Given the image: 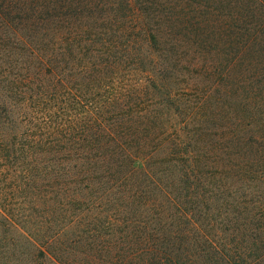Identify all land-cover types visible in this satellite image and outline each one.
I'll return each mask as SVG.
<instances>
[{"label":"rangeland","instance_id":"rangeland-1","mask_svg":"<svg viewBox=\"0 0 264 264\" xmlns=\"http://www.w3.org/2000/svg\"><path fill=\"white\" fill-rule=\"evenodd\" d=\"M52 1L56 8L48 11L37 10L38 0H0V54H10L6 61H17V69H25L32 55L29 51L34 50L42 60L31 67L46 73L52 70L66 83L67 93L62 91L47 105L36 91L29 93L33 100L14 95L8 101L20 106L18 112L39 133L38 139L50 137L44 136L46 127L62 114L61 120L70 118L93 134L99 131L95 125L101 119L103 128L111 131L119 127L114 125L122 114L132 115L133 127L146 128L149 137L138 145L132 129L133 140H118L143 164L129 183H103L113 194L108 198L101 191L96 194L103 213L94 211L87 217L92 222L97 219L96 233L92 227L72 223V214L66 207L61 209L54 192L43 186L38 176L41 167L34 168L36 172L29 177L35 181L31 191L18 178L17 169L0 167V209L16 228L0 227V235L6 237L0 243V264H74L75 248L77 264H116L113 243L117 233L101 229L108 221L114 225L107 217L115 219L118 199L131 194L127 191L132 183L144 197L176 188L175 193L182 196L239 201L247 211L232 213L256 216L257 207L264 205V0ZM9 3L10 11L1 8ZM232 14L253 30L239 31ZM12 31L24 40L22 45L13 42ZM239 36L243 38L238 43ZM57 77L52 76V82ZM37 88L35 83L33 89ZM63 103H67L65 112L61 111ZM88 105L99 107L102 116L83 109ZM119 120L122 131L129 124ZM175 143L179 147H173ZM186 154H193L190 166ZM121 164L113 160L116 167ZM126 166L124 171L129 172ZM145 171L160 180L141 176ZM182 210L199 221L208 213H228L219 206ZM29 216L39 223L37 230L25 223ZM262 228L264 214L255 217L236 243H215L216 251L207 248L212 243L206 247L196 243L193 250L178 247L168 262L160 264H264V242L255 243V233ZM29 230L36 243H25L19 236ZM218 238L231 240L227 232ZM73 243L99 247L77 248ZM106 243H111L109 257L102 252ZM40 252L44 256L38 257Z\"/></svg>","mask_w":264,"mask_h":264},{"label":"trees","instance_id":"trees-1","mask_svg":"<svg viewBox=\"0 0 264 264\" xmlns=\"http://www.w3.org/2000/svg\"><path fill=\"white\" fill-rule=\"evenodd\" d=\"M38 2H41V5H37V10H40L42 7L48 11L56 8V3H51L53 2L52 0H38ZM31 5L32 4H29L27 6L30 8ZM71 6L67 8L70 9ZM3 7H6L7 10L10 11L11 5L10 3L7 6L3 4L1 8ZM239 15L242 16L244 20L247 19L246 15L241 13ZM232 18L237 22L235 27L238 28L239 31H241L240 29L246 32L253 30L250 29V25L246 21L238 19L236 15L232 14ZM210 26L211 25L208 24L204 29L207 30ZM11 34L14 36L12 39L14 43L21 45L24 43V40L21 39L16 32L12 31ZM239 37L240 38L237 39L238 43L243 36ZM8 39H10V37ZM29 53L32 55L29 54L31 57L25 69H17L15 64L17 61L14 62V64L10 61L7 62L6 58L9 57L10 54L9 56L0 54V167L13 166L17 169L16 174L18 178L21 182L24 180L25 183L23 185L27 186V189L30 191L33 190L35 181H29V177L32 172H36L34 168L37 166L41 167L38 176L42 178L43 186L45 189L48 188L50 192H54L55 200L61 209L66 207L67 211L72 214V223L80 228L92 227V232L96 233L98 227H96L94 223L97 219H94L92 222L93 219L87 218L88 215H91L94 211L103 213L98 209L102 204L96 203L97 200H102L100 198L98 199L96 194L101 191L106 198L113 194L111 188L102 186L103 183L109 185L110 183L116 182L114 180H119V182L122 183H129V180L135 176L133 175L135 171H141L143 164V162L138 159L137 155H133L132 151L129 152L128 148H122V145L119 146L118 140H125L124 142L133 140L134 137L130 134L132 129L136 136L135 138L138 140V145L143 144V141H145L149 135L144 127L141 129H139V127L134 128L133 123H135V121L132 115L129 116L128 114H122L121 117L118 118V120L120 119L119 122L125 121L129 124L122 131H119L122 124H119L118 120L115 121L114 126L119 127H116V129L112 127L111 131H109L110 129L106 127L103 128V125L100 123L101 119L95 125L99 130L95 134L82 129L79 126L81 123H75L70 118L61 120L63 117L62 114L61 118L58 116V121L50 122L49 126L46 127L47 133H45L44 136L49 135L50 137L45 140L38 139L39 133L34 131L27 117L18 112L20 106L16 104L13 105L8 99L14 95H20L23 99L33 100L32 95L29 96V93L36 91L38 95L44 97V99L39 97L40 100H43L41 103L47 105L50 102L49 99L53 98L51 100H54L62 91L65 90L64 92L67 93V85L65 82L63 85V82L61 80L59 81L61 78L55 76L56 73L52 70L46 73L42 68L31 67V64H36V62L42 60V58L39 57L34 50H30ZM92 56L93 55H91V58ZM44 58H46V56ZM52 76L57 77L54 82H52ZM60 76L64 78L63 74ZM35 83L38 85L37 90L33 89ZM75 104H77V101H75ZM79 105L81 106V104ZM25 106L27 107V105ZM62 106L64 107L61 111H67V103H63ZM89 106L90 105L85 106L83 109H88L90 113H96L98 118L102 116L103 111L99 109V107L94 105L89 108ZM111 109L114 110L115 108ZM120 111L122 110H119V112ZM140 116L141 115L138 116V119ZM26 123H28L29 126H27ZM38 129L42 130V127H38ZM182 131H184V129H182ZM178 143H175L173 147H179ZM138 152H136V154ZM186 155L187 158L185 161L190 166L191 162L189 159H193V154ZM114 159L122 162L121 168L113 165ZM126 165H129V172L124 171V168H127ZM21 168L22 171L19 172L18 170ZM28 169H30L31 172H27ZM142 174L143 175L140 173L141 176L147 179L150 177V179L153 180H160L155 174L153 178L148 172L146 173V171ZM191 174L194 176V170L191 171ZM13 178L14 180L16 179V177ZM95 184H97V186L101 184V186L99 185L98 188H95L93 187ZM45 185H47V187ZM175 189L176 188H173L172 191L166 189L164 192L161 191L159 194L157 193L151 197H144L137 193L132 183L127 191H130L131 194L118 199V211L115 215V219L112 220L110 216L107 217V219L115 221L114 225L108 221L101 229L108 232L110 229H114L115 233H117L116 243H113L116 264H160L162 261L168 262L174 254L173 251L177 250L178 247L181 248L186 246L187 248L189 246L191 250H193L197 249L196 246H194L196 243H203L201 245L202 247L208 246L206 243H212L207 248L212 250L215 249L216 251L217 246H215V243H236L237 240L244 237L243 235L246 228L251 227V223L255 220V217L264 214V205H259V207H257L259 213L256 216L253 213H249L244 218L241 213L238 215L232 213V211L235 210H245L243 209L245 207H242L244 204L239 203V201L228 202L220 199L213 200L193 194L182 196L176 194ZM40 190L41 188L37 191ZM214 206L222 207L226 209L228 213L223 215L221 213L209 215L208 213L199 221V219H194L182 210V208L185 207H189V209L192 208L193 210L199 208L203 209L204 207L211 208ZM141 210L149 213H138ZM165 210H167V212H164ZM94 215L97 216L96 213H94ZM96 216L92 218H97L98 216ZM33 218L34 217L29 216L25 217L24 220L31 229L37 230L39 223L34 221ZM219 225L225 228L220 229ZM0 227L7 228L5 230L9 228V231L16 230L10 217L1 209ZM34 230L33 232L36 234L40 232ZM81 230L80 232L82 233L83 229ZM149 230L151 231V236H149V238L153 240V243H148L149 238L145 236ZM30 231L31 230L27 233L24 231L22 233L20 232L19 236L25 243H36L33 237L34 233L28 235ZM222 232L229 233L231 240L218 238ZM212 233H214V235ZM255 234L257 237L255 243H263L264 228L258 230ZM44 236L48 238L47 235ZM5 238L6 237H3V234H1L0 243H4ZM213 243L215 247H213ZM93 244L94 243H91L89 246L87 243H73L75 247L83 246L87 247V249L93 247L92 250H94L95 247H99L97 245L93 246ZM110 245L111 243H106V247L102 249V252L106 253L107 257L111 254ZM75 249H73L72 255L74 257V264H77L75 260L78 252ZM223 250L225 251L224 248ZM202 251H205V249ZM40 254L44 256V254L40 252L38 257ZM192 254L194 253L192 252ZM221 254L225 255L223 251ZM161 255H163V257H161ZM51 262H53V260ZM53 263L57 264L56 261Z\"/></svg>","mask_w":264,"mask_h":264}]
</instances>
